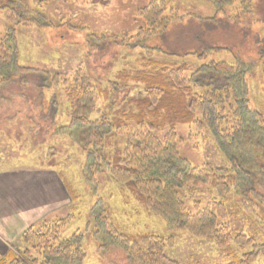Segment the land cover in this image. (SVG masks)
Here are the masks:
<instances>
[{"label":"rangeland","instance_id":"374dc122","mask_svg":"<svg viewBox=\"0 0 264 264\" xmlns=\"http://www.w3.org/2000/svg\"><path fill=\"white\" fill-rule=\"evenodd\" d=\"M148 1L12 0L10 3L0 0V37L10 28L14 29L18 64L46 71L56 78L47 87L36 73L15 72L9 82L0 85V256L10 251L20 256V252L30 248L22 240L29 229L34 230L44 222L57 223L70 218L60 235L69 236L77 229L84 234L82 248L86 258L82 264H139L127 258L120 244L95 234L87 223L92 213L104 209L111 212L113 222L128 231L173 235V244L165 247V253L177 264L225 263L229 247L241 254L232 240L221 245L211 237L194 236L186 230L173 232L158 217L141 209L129 192L107 173L97 175L95 183L89 182L85 172L86 155L77 140V130L67 128L70 103L66 87L82 77L96 87V107L91 119L103 113L111 118L115 110L129 106L126 104L129 98L143 92L142 84H124L118 74L143 69L150 60L167 63L169 70L185 63L187 69L180 76L194 92L217 86L208 80L200 79L196 86L189 82L195 69L207 60L199 61L193 51L183 49L182 44L177 46L180 35L187 33L188 38L180 39L192 41L195 35H203L221 46L233 45L223 42L224 37L233 40L237 36L234 42L237 40L238 45L232 46L234 51L252 57L256 54L253 36L258 34L264 38V27L258 21L252 22V33L241 44V26L224 23L221 14L218 17L223 21L212 23L209 18L214 16L215 9L206 0H165L168 16L178 18L191 14L205 21L197 25L196 20L183 18L181 22L168 24L163 36H141L133 40L136 8ZM255 4L264 10V0H255ZM3 5L16 11L24 9L21 6L31 10L14 16L2 9ZM226 9V14L234 15L233 8ZM199 40L205 41L200 36ZM182 49L185 51L181 52ZM209 58L234 61L233 54L227 51ZM263 67L264 60L258 68L261 69L247 78V84L251 104L264 107ZM113 82L117 87L115 92ZM103 90H107L106 99L100 93ZM199 126L197 123L175 126L178 153L192 167L211 173L224 167L226 158L214 136L204 125ZM115 140L120 147L125 141L121 135ZM112 150L113 146L106 147L104 153ZM201 180L199 185H187L179 192L190 212L206 207L213 199H222L211 187L209 176L204 175ZM65 182L72 187L75 199L66 190ZM244 200L250 202L241 191L235 190L224 201L228 216L220 225L229 227L231 235L234 229L249 233L257 221L252 211L255 208L258 213L262 211L257 204L245 208ZM254 264H264V254Z\"/></svg>","mask_w":264,"mask_h":264},{"label":"trees","instance_id":"16d2710c","mask_svg":"<svg viewBox=\"0 0 264 264\" xmlns=\"http://www.w3.org/2000/svg\"><path fill=\"white\" fill-rule=\"evenodd\" d=\"M206 1L215 9L214 16L209 18L212 23L224 20L233 27L241 26V44L252 33V22L258 21L264 27V10L255 4V0ZM21 7L24 8L21 12L8 5L1 8L14 16L31 10ZM227 7L234 9L233 16L226 14ZM165 11V0H149L137 7L134 15L136 34L131 39L163 36L167 33L168 24L181 22L183 18L194 19L197 25L205 21L191 14L176 18V15L168 16ZM14 36V29L10 28L0 37V85L9 82L15 72L36 73L41 76L44 86L53 85L56 78L46 71L18 64ZM199 36L205 40H201L203 43ZM181 37L188 38V34L176 39L177 46L182 44L183 49L193 51L199 61L207 60L195 69L189 82L196 86L201 79L217 86L194 92L180 76L187 69L185 63L178 67L174 65V69L169 70L167 63L150 60L143 69L118 74L124 84H142L143 92L129 98L126 102L129 106L118 112L115 110L113 117L103 113L91 119L96 107V87L82 77L66 87L70 103L67 128L77 130L74 133L86 155L85 172L89 182L95 183L97 175L107 173L129 192L141 209L158 217L173 232L186 230L194 236L211 237L221 245L232 240L241 254L229 247L226 249L227 262L218 264H254L264 254V107L251 104L247 78L261 69L258 68L264 60V38L258 34L253 36L256 54L252 57L234 51L232 46L238 45L237 40L234 42L237 36L233 40L224 37L223 42L233 45L223 46L214 44L216 40L210 41L211 38L203 35H195V41ZM183 49L181 52L185 51ZM222 51L233 54V63L207 59ZM111 86L115 92L116 83ZM100 93L107 98V90ZM113 95L115 97L116 93ZM193 123L204 125L214 136L226 158L224 167L210 173L204 168L192 167L179 155L175 126ZM162 131L165 132L162 136L156 134ZM120 135L125 140L122 147L115 140ZM111 146L113 150L105 154L104 149ZM204 175L210 177L211 187L222 199H213L206 207L190 212L179 192L187 185H199ZM65 187L72 196L70 184L65 182ZM235 190L241 191L250 201V204L243 201L245 208L252 204L262 208L259 213L256 208L252 211L257 221L247 234L243 229H234L231 235L229 227L220 225V221L228 216L224 201ZM110 215L107 209L96 211L87 223L94 228L95 234L120 244L130 261L177 264L165 253V247L173 244V235L165 236L153 231L131 232L113 222ZM68 220L70 218L57 223L44 222L34 230L29 229L22 235V240L30 248L20 252V256L11 251L0 256V264H82L86 258L82 248L84 234L77 229L69 236L60 235Z\"/></svg>","mask_w":264,"mask_h":264},{"label":"crops","instance_id":"0c3cea01","mask_svg":"<svg viewBox=\"0 0 264 264\" xmlns=\"http://www.w3.org/2000/svg\"><path fill=\"white\" fill-rule=\"evenodd\" d=\"M13 227V226H7L6 228ZM5 228V227H4ZM2 230V229H1ZM2 232V231H1ZM7 235V234H6ZM9 235V234H8ZM6 237V236H5Z\"/></svg>","mask_w":264,"mask_h":264}]
</instances>
